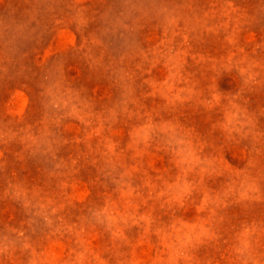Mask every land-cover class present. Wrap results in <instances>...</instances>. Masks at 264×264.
Returning <instances> with one entry per match:
<instances>
[{
    "label": "rangeland",
    "instance_id": "rangeland-1",
    "mask_svg": "<svg viewBox=\"0 0 264 264\" xmlns=\"http://www.w3.org/2000/svg\"><path fill=\"white\" fill-rule=\"evenodd\" d=\"M0 264H264V0H0Z\"/></svg>",
    "mask_w": 264,
    "mask_h": 264
}]
</instances>
